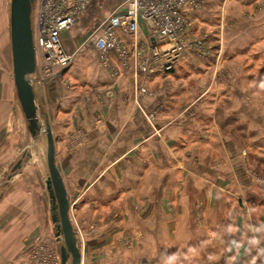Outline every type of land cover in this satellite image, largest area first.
<instances>
[{"label":"crops","instance_id":"crops-1","mask_svg":"<svg viewBox=\"0 0 264 264\" xmlns=\"http://www.w3.org/2000/svg\"><path fill=\"white\" fill-rule=\"evenodd\" d=\"M199 1L190 35L202 45L172 70L140 74L145 92H136L133 72L114 56L115 69L103 65L87 39L109 11L106 0H92L61 32L71 63L33 75L69 201L85 220L110 206L121 210L122 222L92 241L111 252L126 226L130 245L112 254L119 264H264V181L248 174L241 155L249 148L252 163L264 165V104L248 97L264 92V0ZM1 76V123L12 125L13 115L22 123L13 77ZM29 217L27 227L38 221Z\"/></svg>","mask_w":264,"mask_h":264},{"label":"rangeland","instance_id":"rangeland-1","mask_svg":"<svg viewBox=\"0 0 264 264\" xmlns=\"http://www.w3.org/2000/svg\"><path fill=\"white\" fill-rule=\"evenodd\" d=\"M106 1L103 9L108 11L112 3L110 0ZM0 70L8 76L11 83L13 75L9 40V0H0ZM4 84L7 82L5 77L1 76L0 98L4 92ZM257 95L258 98L254 91L249 93V102H259L262 99L264 104V92L262 98L259 93ZM1 121L0 119V123ZM11 122L12 125L10 120L0 124L1 129L6 128L5 133H0V264H60L59 245L63 239L54 234L47 191L42 178L47 172L45 134L41 132L35 137L31 136L25 117L24 122L19 123L13 115ZM248 152L250 153L249 148L241 150L248 174L264 181V165L258 168L253 164L257 159ZM18 161L20 165L15 167ZM168 207L172 213V204L169 203ZM196 207L195 221L201 222V205ZM135 208L140 211L143 206L136 205ZM80 212L76 200L69 201L68 213L77 235L82 264H89L90 261L98 259L99 264H119L112 258V254L116 253L119 246L130 245L131 238L126 226L122 227L117 244L111 245V252L105 251L101 246L92 245V241L96 240V232L109 229L112 225L116 226L121 221L120 208L110 206L100 219L93 220H85ZM33 214L38 221L30 222L27 227L26 217L31 216L28 218L30 219ZM108 255L110 256L107 257Z\"/></svg>","mask_w":264,"mask_h":264},{"label":"built area","instance_id":"built-area-1","mask_svg":"<svg viewBox=\"0 0 264 264\" xmlns=\"http://www.w3.org/2000/svg\"><path fill=\"white\" fill-rule=\"evenodd\" d=\"M92 0H35L33 39L36 68L43 78L59 73L73 59L61 42V32L70 29L80 12ZM107 14L98 17L87 36L103 65L115 69L119 64L130 69L136 92H145L140 74L175 68L185 53L199 49L200 38L190 35L193 19L190 10L199 0H110ZM143 28V38L139 30ZM127 38V39H125ZM153 119V112L146 114Z\"/></svg>","mask_w":264,"mask_h":264},{"label":"water","instance_id":"water-1","mask_svg":"<svg viewBox=\"0 0 264 264\" xmlns=\"http://www.w3.org/2000/svg\"><path fill=\"white\" fill-rule=\"evenodd\" d=\"M35 0H9V40L12 75L16 96L27 121L31 136L43 132L46 138L47 176L44 179L48 194L50 219L54 234L62 237L59 245L60 264H82L77 235L69 217V199L63 179L55 163L54 139L47 120H41L34 92L36 52L33 39V8ZM20 165L18 161L15 167Z\"/></svg>","mask_w":264,"mask_h":264}]
</instances>
